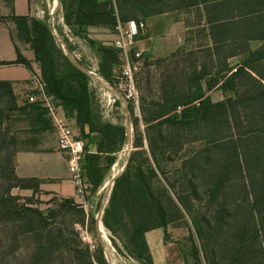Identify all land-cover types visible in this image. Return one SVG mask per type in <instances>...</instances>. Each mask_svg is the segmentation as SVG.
<instances>
[{
    "label": "trees",
    "instance_id": "1",
    "mask_svg": "<svg viewBox=\"0 0 264 264\" xmlns=\"http://www.w3.org/2000/svg\"><path fill=\"white\" fill-rule=\"evenodd\" d=\"M60 4L66 25L80 37H85L89 27L113 30L117 22L139 21L166 12L199 11L205 25V43L153 62L161 66L180 59L188 67L182 71L176 67L161 78L158 100L151 102L149 117L143 116L148 153L159 171L160 154L168 149L177 154L193 141V133L198 138L196 135L201 131L207 132L201 138L206 139L204 147L181 162L179 178L187 190L176 192L174 184H170L173 199L169 190L158 186L157 174L146 158L143 166L138 164L133 169L126 165L115 179L103 225L112 233L117 227L129 231L123 239L128 255L141 264H154L145 233L181 219L183 209L191 216L206 264H264V0H60ZM14 21L33 50L45 93L66 114L73 115L78 126L86 125L89 133L101 135L97 154L85 155L83 160V173L94 193L114 163L112 155L123 147L125 129L95 118L88 90L89 76L57 50L45 22L25 17ZM252 42L261 45L251 50ZM88 43L99 54L101 76L112 83V71L120 65L118 50L96 46L93 41ZM233 58L241 59L235 68L228 63ZM10 64H21L32 71L18 51L14 62L0 61V66ZM215 88L230 91L232 96L213 103L205 92ZM32 106L27 103L19 106L12 84L0 81V125L5 114L25 116ZM13 142L11 139L10 144ZM136 147L141 149L143 143H137ZM141 151L136 154L145 155ZM13 168L12 160L11 188L36 189L32 181L18 179ZM199 187L206 209L193 212L192 203L202 201L197 193ZM6 202V198H0L3 206H7ZM64 202L86 217L72 200ZM28 211L35 217L24 224L37 238L33 260L49 264L54 254L53 240L50 236L43 237L37 229V219L44 220L41 213ZM76 225L84 226L81 221ZM77 247L86 263L105 264L97 251L91 252L81 241ZM77 254L74 256L78 257Z\"/></svg>",
    "mask_w": 264,
    "mask_h": 264
},
{
    "label": "rangeland",
    "instance_id": "2",
    "mask_svg": "<svg viewBox=\"0 0 264 264\" xmlns=\"http://www.w3.org/2000/svg\"><path fill=\"white\" fill-rule=\"evenodd\" d=\"M38 8L41 12V19L39 20L49 26L57 50L66 55L72 63L78 64L89 76L88 90L95 118H98L101 123L120 126L122 120L125 119L121 114V109L127 111L129 124L124 128L125 142L122 149L112 155L114 163L109 168L108 176L100 189L99 195L96 196L98 204L102 202L107 208L115 179L124 171L126 165H130L133 169L138 164L143 166V159L145 158L157 174L158 186L161 185L169 190L168 194L173 199H175V196L169 189L170 184H174L176 192L187 190L186 184L179 178L181 162L204 147L206 139L201 138L207 132L201 131L199 135H196L199 136L198 138L193 137V133L191 135L193 141L177 154L169 149L160 154L161 171H159L148 153L146 143L147 125L143 121V116L149 117L151 102L158 100V87L161 78L163 79L166 74H171V71L174 72L176 67L179 71H182L188 65L181 62L180 59L164 62L160 64L161 66L153 64L158 58L153 55L151 48L146 49L142 46V38L141 36L138 37L130 51L133 62H136V57H134L136 52H139L142 58V61L136 65L137 70L133 74L135 86L140 96V112L139 114L135 113L132 105L114 87V77L118 74L122 65L120 58V65L112 71V83H108L99 71V54L88 43V41H93L96 46L112 47V41H108L107 34L114 33V29L110 30L107 27L99 26L89 27L85 37L75 36L64 21V12L60 0H39ZM170 16L183 22L181 26L186 25L187 27V30L183 33V37L187 40L184 50L197 49L205 43L203 40L206 35L205 25L200 20L201 15L198 10L177 11ZM154 21L155 19L151 23L153 24ZM180 29L179 26L178 31ZM54 30L56 35H54ZM148 41L150 42V40ZM61 44L64 45V49ZM155 44L158 47L159 41L156 40ZM260 45V42H252L250 49L255 50ZM149 56L150 58L147 59ZM240 60V58H235L231 63L236 64ZM146 63L151 65L146 66ZM37 69L41 76L38 63ZM88 71L94 72L99 80L92 79ZM210 96L213 101H217L232 96V92L220 93L214 91L211 92ZM27 120L26 116L19 113H7L0 125V143L4 142L2 147L0 145V198L4 197L7 200V206L0 203V264H43L33 260L37 238L24 224L30 218L35 217L28 209L41 213L43 216L41 218H44V220L37 219V229L44 234L43 237L50 236V239L53 240L51 248L54 250V254L49 264H88L83 261V254L80 248L77 247L79 241L83 246H89L91 252L97 251V254L102 256L105 264H141L127 253L123 239L129 234V231L126 233V230L117 227L115 233H112L106 229L103 225L104 213L99 223L95 217L97 211L95 206V210H88L85 212L86 217H84L78 212V209L65 203L64 200L53 198L48 201H40L34 197L20 195V188L18 187H10L14 184L10 176L14 153L19 150L33 149L36 146L32 133L26 130ZM11 139H14L13 144H10ZM139 142L143 143L141 149L136 147ZM129 143L130 146L123 151V148ZM139 150H142L141 152H144L145 155H137L136 152ZM131 158L133 161H131ZM153 181L156 186V180ZM202 192L203 190L199 187L197 193L198 197L202 199L200 203L198 201L195 203L190 202L192 203L191 209L193 212H203L206 209ZM11 198L14 200H11ZM181 212L182 218L167 225L166 228L153 229L147 232V235L152 236L157 242L156 252L160 261L159 264H206L201 244L191 225V216L183 209ZM80 221L83 222L84 226L76 225ZM127 222L128 219H126ZM127 229H129L128 225ZM60 233L62 235H59ZM76 233L78 236L75 235ZM75 250L79 253H75ZM74 254H77L78 257H75Z\"/></svg>",
    "mask_w": 264,
    "mask_h": 264
},
{
    "label": "crops",
    "instance_id": "3",
    "mask_svg": "<svg viewBox=\"0 0 264 264\" xmlns=\"http://www.w3.org/2000/svg\"><path fill=\"white\" fill-rule=\"evenodd\" d=\"M38 1L39 0H0V61L14 62L17 58L18 51L21 56L29 62L32 69V71H30L21 64L0 66V81H8L12 84L13 92L19 106L27 103V96L35 93V84L32 75L38 72V69L33 50L20 35L14 18L25 17L29 20L41 19ZM174 13L175 12H166L150 16L146 19H140L145 23V30L140 32L135 37V40L141 36L142 46L146 49L151 48L153 55L158 59L167 58L176 51L184 49L186 45L187 40L183 37V33L187 30V27L186 25H184V27L181 26L183 22L173 19V17L170 16ZM153 19H155V21L152 24L151 21ZM179 26L181 28L180 31H178ZM114 36V33L107 34L108 41L111 42ZM148 40H150V42ZM156 40L159 41L158 47L155 44ZM233 59L228 61L231 68H235L241 61L232 64L231 61ZM202 86L205 90L204 83ZM214 91L223 93L220 89L215 88L211 91H206L205 95L209 97L213 103L223 101L224 98L217 101L212 100L210 94ZM227 92L228 91H226V93ZM55 105L57 115L65 119L71 125L74 134L85 142V155L97 154V146L101 140V135L89 133L86 125L83 127L78 126L73 115L66 114L61 106ZM38 109L43 110L44 113L40 114ZM27 114L28 115H25L28 119L26 130L32 133L35 138L36 146L33 149L19 150L14 154L13 172L18 179L32 181L37 187L36 189L20 188V195L34 197L40 201H48L53 198L72 200L78 205L80 201L75 196V189L70 181V174L65 156L58 149L57 134L47 115V110L37 104L32 106L31 111H27ZM121 114H123L125 119L122 120L120 126L125 128L126 125L129 124L127 111L121 109ZM100 156L102 155L100 154ZM108 172L109 170L104 176L103 183L108 176ZM101 187L96 192H91V196H88L87 200L91 204L90 210L94 211L97 208L96 213H102L103 215L106 206L105 204L103 205L102 202L98 204V199L96 198L100 193ZM147 234L148 233H145L144 237L153 263L159 264L160 261L157 258L156 252L157 242L152 236H148Z\"/></svg>",
    "mask_w": 264,
    "mask_h": 264
},
{
    "label": "built area",
    "instance_id": "4",
    "mask_svg": "<svg viewBox=\"0 0 264 264\" xmlns=\"http://www.w3.org/2000/svg\"><path fill=\"white\" fill-rule=\"evenodd\" d=\"M145 30V23L142 20H130L126 23L117 22L114 27V39L112 47L119 51V58L122 65L118 74L114 77L116 90H119L124 99L132 105L133 111L139 114V93L136 89L133 74L137 70V66L142 61L141 54L136 52V62L131 60L130 51L135 43V37ZM54 35L56 32L54 30ZM64 49V45L61 44ZM92 79L99 80L97 75L88 71ZM35 84V93L27 96L28 104H38L47 110V115L50 118L55 132L57 134L58 149L64 154L67 168L70 174V181L75 189V196L80 201L78 204L84 212L91 209V204L87 198L91 193V184L83 173V160L86 153L85 142L78 138L71 127L65 120L60 118L56 113V105L53 103L51 96L45 93V84L39 74L36 72L32 75ZM114 101V100H113ZM130 146V143L123 148L125 151ZM122 170V168H121ZM102 213H96L95 217L98 222H101Z\"/></svg>",
    "mask_w": 264,
    "mask_h": 264
},
{
    "label": "water",
    "instance_id": "5",
    "mask_svg": "<svg viewBox=\"0 0 264 264\" xmlns=\"http://www.w3.org/2000/svg\"><path fill=\"white\" fill-rule=\"evenodd\" d=\"M73 64H74L75 66H77L78 68H81L78 64H76V63H74V62H73Z\"/></svg>",
    "mask_w": 264,
    "mask_h": 264
},
{
    "label": "bare ground",
    "instance_id": "6",
    "mask_svg": "<svg viewBox=\"0 0 264 264\" xmlns=\"http://www.w3.org/2000/svg\"><path fill=\"white\" fill-rule=\"evenodd\" d=\"M117 167V166H116ZM100 226V225H99ZM100 228V230H101V226L99 227Z\"/></svg>",
    "mask_w": 264,
    "mask_h": 264
}]
</instances>
